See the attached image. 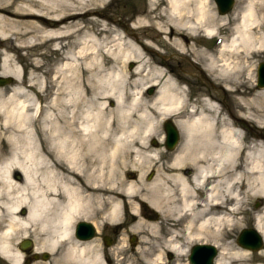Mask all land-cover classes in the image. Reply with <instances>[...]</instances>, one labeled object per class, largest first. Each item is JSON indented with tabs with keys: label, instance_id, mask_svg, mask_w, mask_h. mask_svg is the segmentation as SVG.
Wrapping results in <instances>:
<instances>
[{
	"label": "bare ground",
	"instance_id": "6f19581e",
	"mask_svg": "<svg viewBox=\"0 0 264 264\" xmlns=\"http://www.w3.org/2000/svg\"><path fill=\"white\" fill-rule=\"evenodd\" d=\"M16 1L22 6H14ZM105 2L0 0V76L19 81L0 102L3 124L11 128L0 140L7 145L0 147V264H22L47 251L56 256L54 264H65L68 255L56 252L73 221L88 217L93 207L99 217L115 222L126 213L129 232L138 233V243L145 245L136 253L148 264L163 260L161 251L147 254L163 240L161 223L166 248L177 255L175 264H186L181 259L186 245L180 242L196 241L221 247L216 264H245L249 248L239 243L230 247V242L223 247L219 241L240 225L236 213L243 195L252 193L262 200L254 229L264 245V140L259 130L241 128L253 114L256 124L264 123V90L253 102L255 96H244L239 83L241 72L253 70L250 54L264 50V14L256 0H247L231 21L217 19L209 0L151 1L144 14L138 12L134 33L122 34L90 17H104ZM227 24L228 35L218 36L219 27ZM144 29L163 35V43L178 54L193 56L211 75L213 87L235 93L236 112H223L215 93L200 92L191 99L161 59L148 57L158 52L152 40L138 35ZM200 35L217 38L213 49L198 48ZM9 36L19 45H48L60 52L49 80L37 78L29 85L39 92L52 90L48 124L36 123L40 105L19 98L26 96L27 86L23 74L11 67L15 61L7 53L15 45ZM129 60L136 63L131 70L126 68ZM131 78L145 87L156 85L155 94L145 99L142 89L131 92ZM168 117L182 137L158 164L161 153L152 147L157 142L148 140ZM151 167H156L154 177L145 181V169ZM136 169L140 173L133 179ZM142 207L149 212L141 213ZM88 247L71 248L80 264L96 261L86 253ZM42 261L32 264L52 263Z\"/></svg>",
	"mask_w": 264,
	"mask_h": 264
},
{
	"label": "rangeland",
	"instance_id": "374dc122",
	"mask_svg": "<svg viewBox=\"0 0 264 264\" xmlns=\"http://www.w3.org/2000/svg\"><path fill=\"white\" fill-rule=\"evenodd\" d=\"M151 1L156 2L159 5L164 4V0H106V2L103 3V5H101V11L104 17H99L96 15H91L90 17L103 19L105 22L110 23L113 27L118 28L122 34L134 33L132 30L136 28L135 22L139 17L138 12L140 11V13L144 14L146 10L150 7ZM209 1H210V6L214 8L217 19H220L222 18V16H225L228 21H231L233 13L235 12L237 13L247 3V0H235V4L230 11H228L225 14H220L218 12L215 1L214 0H209ZM255 4L259 14L263 15L264 0H256ZM14 6H22V2L16 1ZM217 25H220V23L217 22ZM228 26L229 24L220 26L218 36L226 37L228 35V31H227ZM260 28L264 33V22L260 25ZM254 32L255 33L258 32L259 34V31L257 30L256 31L254 30ZM138 35H140L143 39H150L155 43V47L158 54L151 53L148 55V57L151 58V56H153L157 59H161L164 62L162 67L165 70L171 72L173 76L180 78L182 84L185 87V90L187 91L191 99L193 100L198 99L200 92H204L207 94L215 93L218 96L217 103L219 107L223 109V112H225L226 114L229 113L230 110L233 113L236 112V107H238L239 104L235 100L236 97L235 93H224L220 87L217 88L213 87L211 85V80H212L211 75H209L200 64H197L196 59L193 56L190 57L183 56L178 54V52H176L174 49L168 48L167 45L164 44L162 41V39H164L163 35H156V32L154 30L151 31L150 29H144L142 33H139ZM130 37L132 38L133 36ZM13 38L14 36L12 37L9 36V42L11 45L12 44L13 46L15 45V48L12 47V50L9 51L7 55L14 59L15 62L11 67L15 71L23 74L22 75L23 84L27 86L26 96L19 98L27 100V103L31 104L32 106H36L37 104L40 105L41 110L39 112V116L38 119L36 120V123L41 125L48 124L49 123L48 113H49V109L51 108L49 105L52 97L51 95L52 90L50 87L46 88L45 86L46 89L44 91L39 92L37 88L29 87V85L32 83V81H37V78H43L49 80V77L53 74L52 73L53 69L57 67L58 64L60 63V56H61L60 52L50 49L48 45H34V46L28 44L19 45L18 44L19 42L17 40H14ZM35 42L38 43L39 41L35 40ZM216 42H217V38L214 37L210 39L203 35H200L195 39L196 45L198 46L199 49L202 50L213 49ZM260 61L264 62V50L257 52L255 51L252 54H250L248 59L249 68H252V64L254 65L256 62H260ZM135 64H136L135 61L129 60L126 63V68L128 70H131L132 68H134ZM251 72H253V70L252 71L250 70V72L248 73L250 74ZM244 73L248 74L247 71ZM245 74L241 72L239 83L243 84L244 80L247 81L250 80L249 77L244 76ZM1 77H6V76H1ZM18 82L19 81L11 77V82L0 85V90H2V92L4 93V94L2 93V96L0 95V102H3L4 98L10 96V94L13 91V88L17 86ZM129 83L131 85L129 90L131 92H137L140 89H142L141 93L143 94V98L145 99H150L155 94V91L157 89L156 85H149L145 87L143 86V82H141L140 80H136L135 78H131L129 80ZM150 88H153V91L151 93H149ZM109 101L106 102V105L112 107V105H109ZM68 110L69 107L68 108L66 107L65 116L67 115ZM0 111H1L0 112V140H1L2 138H4L5 132L10 131L11 128L4 126L3 124L4 117L1 108ZM62 119L64 120V118ZM167 120L171 121L173 125L176 127V124L172 117L165 118L164 120L160 121L158 124L157 127L158 134L156 136L150 137V139L148 140V142L151 143V145L154 140L155 142H157L156 144L152 145V147L156 148L158 152L161 153L158 154L157 157L158 164H163V162H165V160L168 158V153H166L165 151L167 150V148L163 143L166 137L164 123ZM261 135H262V139L264 140V132ZM181 137L182 134L180 133L179 139L175 147L179 144ZM6 146L7 145L4 142L0 143V147L6 148ZM155 171H156V167L154 168L151 167L148 170L145 169L144 180L145 181L152 180ZM139 173L140 171L138 169L134 170L132 173V178L133 179L136 178ZM14 177L15 179L17 178L16 175ZM261 202L262 200L258 198L257 195H254L252 193H246L243 195L240 211L236 213V217L239 218L240 220V225L233 228L232 231H229V233L225 236L227 238L221 239V241H219L223 247L226 246L229 242H230L229 243L230 247L235 245L239 246L237 242V237L239 236L242 229L254 228V215L258 210H260L262 206ZM140 211L141 213L144 214L149 212L148 209L144 207H142ZM97 212L98 210L94 209L93 207L87 210V216L88 217L96 216L97 218H103V216L99 217V215H96ZM121 214H122V219H124L122 220V222L125 225V230L127 229L126 234L129 236L133 235L136 239L134 245L135 253L133 254L136 255L135 256L136 259L142 260L141 256L138 253H136V251L138 250L137 248L142 245V242L141 244L138 243L139 235L136 232H129L130 230L129 221H131V219L129 217H126V213L125 216H124V212H122ZM161 224H162L160 225V230L162 229L161 233L165 234L164 231L166 227L163 223ZM155 240H153V242H155ZM157 240H160V238H158ZM150 248H152V246ZM217 249H219L220 251L221 247L217 245ZM258 250L249 251L251 254H249V256L246 257L245 259L246 262L244 263L264 264V245L262 246V248ZM40 260H41L40 262H43L42 259ZM231 260L233 261V258H231Z\"/></svg>",
	"mask_w": 264,
	"mask_h": 264
},
{
	"label": "flooded vegetation",
	"instance_id": "af4514ba",
	"mask_svg": "<svg viewBox=\"0 0 264 264\" xmlns=\"http://www.w3.org/2000/svg\"><path fill=\"white\" fill-rule=\"evenodd\" d=\"M260 63L264 62H256L253 65V73L244 75L245 77H249L251 79L248 81L244 80L242 84L243 89L241 87L244 96H255L253 102H257L258 100L256 98V94L264 90V86H260L259 84V78L263 77V75L258 72ZM254 106L256 109L258 108L256 104H254ZM241 128L242 131L246 133L249 132L250 129H257L262 134L264 132V123L256 124L255 116L253 114L250 116V118L243 119ZM168 152L169 150L166 151V153ZM122 220L124 219H120L115 222L106 218H97L96 216L78 217L72 223L69 236L66 237L65 242L56 253L60 254L62 251H64L68 255L66 257L65 264H80L78 258L75 257L74 252H76L77 248H81L88 244L89 247L86 249V253L88 251L91 257L96 256V261L93 264H148L146 261H144V259H136V255L133 254L135 253L134 245L136 239L133 235L129 236L126 234L125 225L123 224ZM82 223H89L90 226H86ZM167 237L168 236L166 234H163V240L152 245V248H149L147 252L148 255H152L161 251L163 253V260L159 261V264H175L177 262V255L175 251L166 248L164 238ZM180 244L186 245V255L185 257L181 258L186 262V264H207V261H209V264H216L215 262L219 254V249L215 251L212 257L210 256V252L207 249H202L201 251L205 253V259L203 261L190 259L192 248L195 245H210L212 243L207 241H196L185 244L184 242H180ZM72 247L76 248L74 249L75 251L71 249ZM55 257L56 256L50 251L41 252L39 254L35 253V255L26 259L22 264H32L34 261H41L40 259H49V261L52 262L51 264H54ZM3 264L8 263L3 262ZM180 264H183V262L181 261Z\"/></svg>",
	"mask_w": 264,
	"mask_h": 264
},
{
	"label": "water",
	"instance_id": "95a60500",
	"mask_svg": "<svg viewBox=\"0 0 264 264\" xmlns=\"http://www.w3.org/2000/svg\"><path fill=\"white\" fill-rule=\"evenodd\" d=\"M218 12L220 13H227L230 11L234 5V0H214ZM258 72L263 75V77L259 78V84L260 86H264V63L259 64ZM11 82V77H1L0 76V85H3L5 83ZM153 91V88L149 89V93ZM164 129L166 133V143L165 146L167 149H172L179 139V131L177 128L173 125L171 121H166L164 123ZM86 226H90L89 223H82ZM239 238H237L238 243L243 245L244 247L249 248V250L255 251L261 248L262 246V237L261 235L254 229V228H245L242 229L240 232ZM202 249H207L210 252V256L212 257L215 253L216 246L215 245H207V244H197L192 248L190 258L191 260H201L203 261L205 259V253L201 251ZM210 260V259H209ZM207 264H209V261H207ZM212 264V263H210Z\"/></svg>",
	"mask_w": 264,
	"mask_h": 264
}]
</instances>
